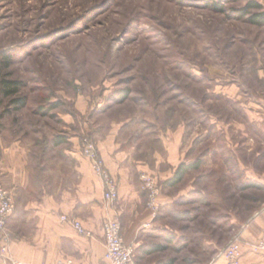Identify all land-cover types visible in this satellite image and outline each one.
Returning a JSON list of instances; mask_svg holds the SVG:
<instances>
[{"label": "rangeland", "instance_id": "374dc122", "mask_svg": "<svg viewBox=\"0 0 264 264\" xmlns=\"http://www.w3.org/2000/svg\"><path fill=\"white\" fill-rule=\"evenodd\" d=\"M248 1L0 0V147L19 139L69 185L82 139L106 143L149 214L136 264H208L264 220V130L250 120L264 112V24L238 16Z\"/></svg>", "mask_w": 264, "mask_h": 264}, {"label": "crops", "instance_id": "0c3cea01", "mask_svg": "<svg viewBox=\"0 0 264 264\" xmlns=\"http://www.w3.org/2000/svg\"><path fill=\"white\" fill-rule=\"evenodd\" d=\"M250 120L264 130V112L257 116L254 112ZM0 149L2 183L13 192L15 201V209L5 226L9 251L6 259H0V264H12V261L53 264L64 258L73 259L74 264H107L102 225L112 217L119 219L125 241L133 244L136 250L137 232L145 225L149 214L143 207L144 199L136 184L129 182L125 170L117 169L116 158L109 157L106 143L103 147L98 144V149L118 183L119 199L114 203L102 197L101 179L84 155L77 158L76 179L67 185L65 181L56 182L55 171L47 165V158L29 157L32 149L19 139ZM38 164L41 169H35ZM63 214L80 221L88 234H81L62 222ZM238 234L244 240L239 264H264V251L253 252L250 247L264 238V220L253 218ZM150 249L145 250L147 257L157 251L150 252ZM155 263L158 264L149 262ZM161 264H169V261ZM208 264H224V258L222 255L214 257Z\"/></svg>", "mask_w": 264, "mask_h": 264}, {"label": "built area", "instance_id": "2783aa9c", "mask_svg": "<svg viewBox=\"0 0 264 264\" xmlns=\"http://www.w3.org/2000/svg\"><path fill=\"white\" fill-rule=\"evenodd\" d=\"M81 152L90 162L91 168L94 173L101 179L103 184L102 197L109 203L116 202L118 198V183L115 176L104 163V160L99 153L97 143L85 137L81 142ZM1 156V149H0ZM141 180L144 183V190L146 191L147 208L153 214L158 212L160 207V186L155 182L154 178L149 174H142ZM15 209V201L13 192L4 186L2 183L1 172V157H0V259H6L9 251V236L5 231L6 222L9 215ZM62 222L70 224L77 232L81 234H88L86 229L83 228L80 221L70 218L66 214L60 217ZM103 238L105 242L104 257L107 264H135V247L133 244L125 241L122 234V227L117 217L107 218L102 225ZM252 249H264V240L260 239L250 244ZM224 258V264H239L240 258L243 255L242 242L236 238L231 240L225 245L221 251ZM12 264H22L18 261H12ZM53 264H74L73 259L64 258L56 260Z\"/></svg>", "mask_w": 264, "mask_h": 264}, {"label": "trees", "instance_id": "16d2710c", "mask_svg": "<svg viewBox=\"0 0 264 264\" xmlns=\"http://www.w3.org/2000/svg\"><path fill=\"white\" fill-rule=\"evenodd\" d=\"M216 8L223 10L222 6L219 4L215 5ZM239 17H244L247 15L248 21L252 24L261 25L264 24V6L262 3H258L255 0H249L245 7L236 10ZM13 91V90H12ZM198 162L186 163L180 162L178 167L174 171L171 177L164 180L165 186H175L179 184L185 173L189 170L198 167ZM162 246L155 245L149 251L160 250Z\"/></svg>", "mask_w": 264, "mask_h": 264}]
</instances>
